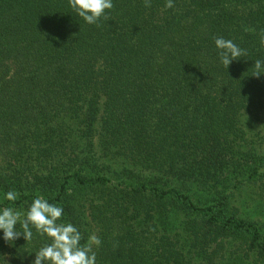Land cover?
I'll return each mask as SVG.
<instances>
[{"label": "trees", "instance_id": "16d2710c", "mask_svg": "<svg viewBox=\"0 0 264 264\" xmlns=\"http://www.w3.org/2000/svg\"><path fill=\"white\" fill-rule=\"evenodd\" d=\"M112 2L0 0V208L63 207L96 264H264V0ZM46 243L0 231V264Z\"/></svg>", "mask_w": 264, "mask_h": 264}, {"label": "clouds", "instance_id": "9594fccd", "mask_svg": "<svg viewBox=\"0 0 264 264\" xmlns=\"http://www.w3.org/2000/svg\"><path fill=\"white\" fill-rule=\"evenodd\" d=\"M68 3L86 23L97 26L102 18L108 19L106 12L114 7L112 0H68ZM143 6L150 8L151 0H143ZM173 7V0H166L165 8ZM214 43L220 62L226 68L244 54L230 39L215 37ZM261 43L264 45V38ZM254 69V76L264 75V60H255ZM18 195L16 191L10 190L5 194V199L15 201ZM63 214V207L37 196L26 211L12 207L0 208V231L6 242H13L21 236L25 241H30L33 229L41 237H47L50 243L35 253L31 264H96V252L93 249L100 246V238L93 233L86 243L81 244L83 237L79 229L70 222H61ZM17 224L22 231H17Z\"/></svg>", "mask_w": 264, "mask_h": 264}]
</instances>
